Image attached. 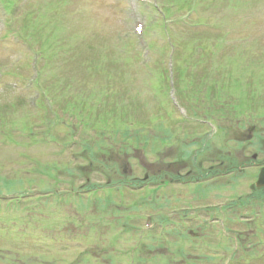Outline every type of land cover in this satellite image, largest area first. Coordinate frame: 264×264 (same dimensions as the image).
<instances>
[{
    "label": "rangeland",
    "instance_id": "374dc122",
    "mask_svg": "<svg viewBox=\"0 0 264 264\" xmlns=\"http://www.w3.org/2000/svg\"><path fill=\"white\" fill-rule=\"evenodd\" d=\"M130 1L131 5L139 4L138 0ZM153 1L154 9L165 20L167 38L175 46L178 45L174 52L178 61L174 74L178 91L181 92V106L187 111L186 118L181 115V112L185 114L182 110H176L178 106L175 99L173 104L176 107L166 102L163 112L162 102L166 97L162 92L155 95L158 88L165 87L162 72L169 65L171 50L167 39L162 36L163 30L155 27L163 21L156 20L158 16L150 17L154 9L147 2L129 13L123 0H13L10 6L5 0H0V8L6 14L13 9H21L9 15L0 10V198L25 193L32 178L41 182L40 188H51L54 197H59L58 193L70 186L69 177H96L97 181H92L86 187L88 226L91 227L100 219H104V225H109L111 222L108 221L115 219L116 224H122L130 231L135 227L132 221H140L143 214L154 215L161 211L154 226L164 221L176 222L177 218L173 217L171 210L177 206L179 199L198 207L217 201L223 195L236 194L238 198L247 199L249 207L242 212L234 210L243 222L227 224L229 233L224 228L226 223L219 227L206 223V229L200 228L203 223L201 219L195 218L194 223H189L192 230L201 233V238H195V241L204 239L202 233L206 230L207 246L215 249V253L206 260L200 251H195L193 258L197 264H227L234 256L233 246L237 241L240 254L236 255L233 264H264V244L258 245V237L264 234V202L259 203L250 198L252 195L247 187L256 179L257 174H254L257 167H252L251 161L255 150L259 148V137L264 138V127L260 128L264 121V90L259 93L262 99L258 98L255 90L257 86H264V0H199L197 13L189 22L202 24L196 29L186 25V17L196 11L198 0ZM139 26L144 28L141 33L137 31ZM123 31L129 34L131 43L129 48L126 47L129 49L127 55L122 51L119 54ZM158 32L163 39L157 38L156 44H153L152 41L160 37ZM133 38L135 46L132 44ZM196 38H202L203 42L197 45ZM213 39L216 47L220 45L214 64L222 65L214 79L224 92L230 90L236 95L227 96L231 99L226 109L241 106L239 102L250 109L249 98L252 96L254 105L259 106V109L251 117L252 121H241L234 109L228 111L217 122V135L214 133L207 140L204 154H199L191 162V155L188 156L187 151L190 148L202 149L194 142L195 135L204 139L198 133L205 126H200L197 118L203 121L208 110L220 115L219 107L214 106V110L211 108L221 100L216 95L218 92H212V84L216 81L211 80L214 70L211 73L206 53L210 51L206 43ZM199 45L204 46L205 52L201 51L197 57L194 52ZM38 51L42 55L37 74L41 76L38 85L48 90L45 97H48L49 92L56 98L51 102L39 101L38 93L31 92L34 91V85L31 84L34 63L30 61ZM114 59L119 62L118 66ZM195 62L201 67L196 74L191 75L189 68ZM189 81H193L194 87L188 84ZM103 85H106L105 95L111 98L109 101L103 100ZM22 90H29V94ZM142 101L145 103L143 110L137 106ZM113 104L114 107L111 106ZM120 106L123 108L120 109ZM109 107L115 111L107 110ZM151 110L155 117L163 112V117H150ZM177 112L181 116L174 115ZM236 116L240 122H237ZM242 123L255 125V130L249 133ZM141 125L146 131L136 128ZM169 127L179 134L174 138V145H181L179 151L164 149L163 139L174 135ZM223 130L227 133L225 139ZM153 134H159L160 138ZM182 147L184 150L188 147L187 151ZM158 149L159 153L154 151ZM261 158L264 156H258L259 162ZM220 161H224L225 167L231 163L238 166L229 178L212 182L209 176L196 184H208L204 188V198L200 201L188 199L190 187L195 183L186 185L175 182L159 192L150 193L148 197H141L148 193V188L137 190L138 197L145 204L140 210L141 216L136 213L119 214V193L99 188V183L105 187L112 182L111 175L115 180L125 179L128 182H132L133 178L143 179L146 175L151 189L159 190L164 180L170 179L171 173L185 176L187 170L193 169L194 176H200L209 166L218 168ZM103 172H107L104 177ZM198 177L195 178H201ZM107 178L110 182H107ZM50 180H54V184L46 183ZM28 196L26 200H33V196ZM101 198L108 200L102 203ZM125 198L131 200L132 195ZM43 202L39 200L35 206L37 209L31 213L42 209ZM18 204H5L0 199V256L2 250L7 248L11 250L8 255L19 260L18 264H37L38 258L57 261L64 250L63 246H73V242L69 243L59 233H55L59 227L71 233L68 237L74 240L76 247L81 243L86 245L83 228L70 224L71 211L79 205H70L69 202L61 205L55 201L50 206L55 214L47 213L52 216L51 222L49 219L45 221L39 237L33 238L29 228L24 225L25 220L15 214L14 217L9 216L8 207ZM30 205H34V202L31 201ZM182 206L180 203L179 207ZM129 208L134 209V206ZM98 213H102V216H98ZM221 213L224 216L227 211H216L217 216H221ZM206 216L203 215L204 221ZM252 219H259L260 224L255 227L246 224L247 220ZM49 224L52 226L50 235L49 230H45ZM138 224L141 226V222ZM173 225V222L166 225V229L173 231ZM255 229L259 230V236ZM157 231L159 233L160 230ZM92 236L93 233H89L88 264H116L119 261L116 253L118 246L128 245L127 238L116 242L109 237L106 244L90 240ZM143 242L139 234L132 237L128 250L131 257L122 258L121 264H128L132 259L137 260L138 264L141 259H145L146 264H153L149 259L162 253L167 255L169 251L164 247H156L154 241V246H149L148 242H144V245ZM249 242L255 244V248H247V253L240 252L242 246L247 247ZM137 246L139 249L135 250ZM186 248L189 249L190 245H186ZM219 250L224 253H217ZM258 254H262L261 258L256 256ZM8 261L12 262L10 259ZM176 262L188 264L184 260ZM61 264H64V260H61Z\"/></svg>",
    "mask_w": 264,
    "mask_h": 264
},
{
    "label": "water",
    "instance_id": "95a60500",
    "mask_svg": "<svg viewBox=\"0 0 264 264\" xmlns=\"http://www.w3.org/2000/svg\"><path fill=\"white\" fill-rule=\"evenodd\" d=\"M261 184H264L263 182Z\"/></svg>",
    "mask_w": 264,
    "mask_h": 264
}]
</instances>
